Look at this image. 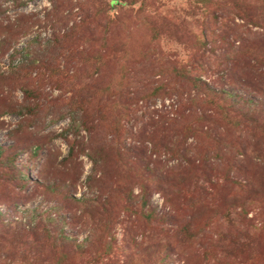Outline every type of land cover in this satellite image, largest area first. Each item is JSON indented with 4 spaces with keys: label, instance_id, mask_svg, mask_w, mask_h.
I'll use <instances>...</instances> for the list:
<instances>
[{
    "label": "rangeland",
    "instance_id": "374dc122",
    "mask_svg": "<svg viewBox=\"0 0 264 264\" xmlns=\"http://www.w3.org/2000/svg\"><path fill=\"white\" fill-rule=\"evenodd\" d=\"M0 264H264V0H0Z\"/></svg>",
    "mask_w": 264,
    "mask_h": 264
},
{
    "label": "trees",
    "instance_id": "16d2710c",
    "mask_svg": "<svg viewBox=\"0 0 264 264\" xmlns=\"http://www.w3.org/2000/svg\"><path fill=\"white\" fill-rule=\"evenodd\" d=\"M247 109H248V111L250 110V108H249V107H248ZM251 111H252V110H251Z\"/></svg>",
    "mask_w": 264,
    "mask_h": 264
}]
</instances>
